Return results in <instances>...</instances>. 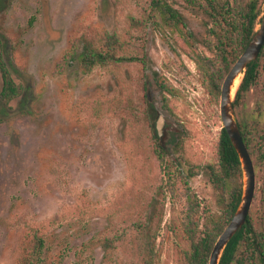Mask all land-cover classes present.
Segmentation results:
<instances>
[{
  "label": "rangeland",
  "instance_id": "374dc122",
  "mask_svg": "<svg viewBox=\"0 0 264 264\" xmlns=\"http://www.w3.org/2000/svg\"><path fill=\"white\" fill-rule=\"evenodd\" d=\"M147 1L0 0L6 60L26 88L0 124V264H24L35 231L46 240L35 264H137L126 249L106 251L102 239L110 223L141 217L154 196L164 211L156 262L186 264L189 236L200 235L221 213L207 170L219 161L221 95L211 93L196 62L214 57L203 44L206 3L171 0L190 35L136 27ZM108 34L128 52L145 48L148 93L165 119L161 139L182 132V166L166 171L156 163L149 129L129 121L126 101L142 108L140 64L87 72L75 58L85 38L101 45ZM263 86L264 72L234 108L236 121L256 105ZM256 178L250 213L261 225L264 170Z\"/></svg>",
  "mask_w": 264,
  "mask_h": 264
},
{
  "label": "trees",
  "instance_id": "16d2710c",
  "mask_svg": "<svg viewBox=\"0 0 264 264\" xmlns=\"http://www.w3.org/2000/svg\"><path fill=\"white\" fill-rule=\"evenodd\" d=\"M206 3L205 15L209 19L208 38L204 46L214 57L196 58L199 71L208 83L211 93L217 98L221 95L223 82L233 65L246 50L257 27L261 24L264 13V0H203ZM143 29L153 27L163 31L186 30L191 35L184 16L173 7L171 0H148L144 16L137 20L136 27ZM103 44L85 38L81 48L75 52V58L87 72L99 66H125L140 64L143 71L141 86L143 96L142 108L137 111L132 100L126 101L131 116V123L137 121L149 129L153 140L151 151L156 163L171 171L172 167L181 165L177 159L180 155L182 132L167 133L159 140L154 131L155 123L160 117L157 100L150 97L147 77L149 66L145 48L142 53L128 52L115 35H105ZM129 49V48H128ZM6 45L0 37V124L4 121L11 103L21 99L26 88L15 80L14 67L6 60ZM264 72V46L257 61L251 63L243 74L242 81L233 102L235 109L253 86L259 84ZM162 92L163 85H159ZM125 91V90H124ZM242 98V99H241ZM164 108H168L167 98L162 99ZM6 109V110H4ZM243 141L252 157L256 174L264 170V86L256 105L251 111L245 110L237 119ZM176 156V157H174ZM219 161L217 165H208L210 182L218 193L219 216L212 218L200 235L195 232L189 236L191 250L186 256V264H209L210 256L219 236L227 227L239 209L244 193V172L242 163L226 130L222 128L218 145ZM176 160V161H175ZM172 166V167H171ZM188 175L192 174L190 171ZM138 219L132 222L110 223L109 230L102 239L106 251L123 248L129 251L137 264H157V240L164 222V211L155 196L143 204ZM23 256L24 264H35L34 261L45 248V237L36 231L29 235ZM133 260V259H132ZM219 264H264V221L255 223L252 214L246 225L239 231L225 248Z\"/></svg>",
  "mask_w": 264,
  "mask_h": 264
},
{
  "label": "water",
  "instance_id": "95a60500",
  "mask_svg": "<svg viewBox=\"0 0 264 264\" xmlns=\"http://www.w3.org/2000/svg\"><path fill=\"white\" fill-rule=\"evenodd\" d=\"M263 46L264 13L262 15L260 27L256 30V33L246 50L241 54L239 59L236 61V63L233 65L232 69L226 76L221 89V119L223 128L226 130L242 163V169L244 172V193L239 209L214 245L209 264H219L220 258L227 245L230 243L233 237L246 225L256 194V170L250 152L248 151V148L243 141L241 131L235 119L232 95L236 81L241 76H243L247 67L251 63L258 60ZM164 122L165 119L163 115H161L155 123V133L159 140L163 136Z\"/></svg>",
  "mask_w": 264,
  "mask_h": 264
},
{
  "label": "bare ground",
  "instance_id": "6f19581e",
  "mask_svg": "<svg viewBox=\"0 0 264 264\" xmlns=\"http://www.w3.org/2000/svg\"><path fill=\"white\" fill-rule=\"evenodd\" d=\"M240 79V78H239ZM237 80L236 81V83H235V85H234V88H233V93L236 91V89H237V87H238V85L240 84L239 82H240V80Z\"/></svg>",
  "mask_w": 264,
  "mask_h": 264
}]
</instances>
